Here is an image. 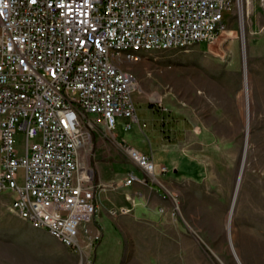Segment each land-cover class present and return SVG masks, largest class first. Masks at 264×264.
I'll list each match as a JSON object with an SVG mask.
<instances>
[{"label": "rangeland", "instance_id": "374dc122", "mask_svg": "<svg viewBox=\"0 0 264 264\" xmlns=\"http://www.w3.org/2000/svg\"><path fill=\"white\" fill-rule=\"evenodd\" d=\"M239 7L213 42L143 52L123 65L137 85L127 143L147 151L153 176L128 158L120 127L112 133L95 123L78 148V162L93 172L97 161L143 173L134 212H121L125 191L104 187L100 197L114 217L102 229L94 217L70 248L17 217L4 191L0 264H264V0Z\"/></svg>", "mask_w": 264, "mask_h": 264}, {"label": "built area", "instance_id": "2783aa9c", "mask_svg": "<svg viewBox=\"0 0 264 264\" xmlns=\"http://www.w3.org/2000/svg\"><path fill=\"white\" fill-rule=\"evenodd\" d=\"M241 0H0V193L33 229L77 248L96 214L94 172L77 159L101 122H137L134 75L149 51L209 44ZM20 135V136H19ZM153 176L150 156L126 148ZM18 174L21 180H18ZM138 179L129 173L124 186Z\"/></svg>", "mask_w": 264, "mask_h": 264}, {"label": "crops", "instance_id": "0c3cea01", "mask_svg": "<svg viewBox=\"0 0 264 264\" xmlns=\"http://www.w3.org/2000/svg\"><path fill=\"white\" fill-rule=\"evenodd\" d=\"M206 44V43H205ZM125 123L124 120H120L114 130L117 129V127H120L119 129V144H123L125 148H130L133 149L141 154H147L145 149H142L137 145V143L133 142L130 143V146L128 145V141L133 140L132 136L127 135L128 130L123 129V124ZM131 129V128H130ZM113 133V132H112ZM115 135H113L114 137ZM102 140V138H100ZM115 139V138H114ZM97 138H96V143H97ZM166 142V143H165ZM164 146L167 144L169 145V149L172 148V145L168 143V141L163 142ZM167 147V146H165ZM173 164V163H172ZM171 164V165H172ZM94 166L96 167V172H94V180L93 183L96 188V214H95V220L99 222V224L102 222L104 223L101 225L100 229H102L103 226H108L109 220L111 219V215H115L108 209V204L104 203V201L100 197V191L107 186L111 187H117L120 190L125 191L126 194V201L127 205L126 207L121 211L123 214L130 215V212H134L135 207L139 205L141 200L143 199V194L145 192V185L144 183H141L139 181L133 182L132 184L128 186H124L123 182L126 180L127 176L129 173H133L138 179L142 180L144 178L143 173L138 170L136 167L133 165V169H136L140 174L141 177H139L136 173H134V170H126L124 171L125 173L119 172V170H116L114 165L111 164H102L101 166H97V161L94 162ZM92 169V168H91ZM118 171V172H117ZM157 199L160 205H168L169 199L165 196H160L157 193ZM117 215V214H116Z\"/></svg>", "mask_w": 264, "mask_h": 264}, {"label": "water", "instance_id": "95a60500", "mask_svg": "<svg viewBox=\"0 0 264 264\" xmlns=\"http://www.w3.org/2000/svg\"><path fill=\"white\" fill-rule=\"evenodd\" d=\"M248 127V111H247V124H246V129ZM245 145H246V142H245ZM244 153H245V147H244V151H243V154H242V159H241V163H240V168H239V174H238V178H237V182H236V188H235V192L236 193V190H237V187H238V183H239V180H240V176H241V172H242V168H243V162H244ZM230 216H231V211H230V214H229V219H230ZM229 242H230V239H229ZM231 250L234 254V251L231 247ZM235 255V254H234Z\"/></svg>", "mask_w": 264, "mask_h": 264}, {"label": "bare ground", "instance_id": "6f19581e", "mask_svg": "<svg viewBox=\"0 0 264 264\" xmlns=\"http://www.w3.org/2000/svg\"><path fill=\"white\" fill-rule=\"evenodd\" d=\"M239 10H240V7H239ZM243 34V33H242ZM243 36V35H242ZM242 42H243V40H242ZM246 75L244 74V87H245V91H246V94H247V81H246ZM195 84V83H194ZM155 98H158V96L157 97H155ZM227 227H228V233L230 232V225L228 224L227 225Z\"/></svg>", "mask_w": 264, "mask_h": 264}]
</instances>
